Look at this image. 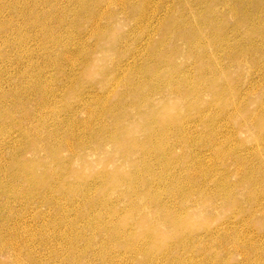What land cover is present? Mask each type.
<instances>
[{
	"label": "bare ground",
	"instance_id": "bare-ground-1",
	"mask_svg": "<svg viewBox=\"0 0 264 264\" xmlns=\"http://www.w3.org/2000/svg\"><path fill=\"white\" fill-rule=\"evenodd\" d=\"M236 1L0 0V258L11 256L5 264H40L29 251V219H17L20 213L32 209L48 219L41 209H55L49 220L62 223L68 206L89 230L97 224L103 248L146 257L141 264H166L176 253L173 264H220L215 249L214 259L206 252L234 239L246 240L238 254L264 260V138L251 146L238 139L264 134V73L259 85H229L218 77L213 51L230 41V29L241 33L250 24L249 32L260 34L256 1ZM248 7L255 9L245 13ZM84 19L93 22L89 36ZM86 37L97 44L88 48ZM109 51L118 53L116 61ZM182 55L188 61L179 64ZM83 83L92 90L83 92ZM253 95L260 98L255 110L248 104ZM250 158L257 163L237 172L236 182L229 165L220 173V162L237 163V171ZM140 195L149 198L136 200ZM78 202L89 213L77 214ZM238 225L260 233H240ZM74 233L72 243L83 240L84 252L91 251L95 240Z\"/></svg>",
	"mask_w": 264,
	"mask_h": 264
},
{
	"label": "rangeland",
	"instance_id": "rangeland-1",
	"mask_svg": "<svg viewBox=\"0 0 264 264\" xmlns=\"http://www.w3.org/2000/svg\"><path fill=\"white\" fill-rule=\"evenodd\" d=\"M233 3L232 5L235 6L236 0H232ZM239 2L243 3L241 0H238ZM251 1H256V6L259 7L260 13L257 15L254 14V19L253 22H255V25H259V30L260 34H253L252 32H249L250 30V24H248V27L245 29H241V33H233L232 30L230 29L228 33H225V36L230 39L228 43H226L220 50L216 52L215 49L213 51L217 54L215 56V59L219 62V67H220V74L218 75L219 78L225 79L227 84L229 85H236L238 83H242L244 88L250 87L252 84L253 86H256L259 83L261 84V79L258 73L261 75L264 73V0H247V3H250ZM248 5V4H247ZM195 10L203 11L202 6H193ZM243 7V6H242ZM60 10L55 11L57 13H60L63 10V6L57 7ZM56 8V9H57ZM249 9H245V13L249 10L254 11L251 8L248 7ZM123 11L117 10V13H121ZM245 13H241L242 16L239 15L241 18L240 21L245 19ZM120 17L124 16L123 14H118ZM235 19H230V24H234ZM93 23L91 20L84 19L83 21V32L85 35L89 36V33L91 34V31L93 29L92 24ZM103 23L106 24L107 21L103 20ZM134 24V23H133ZM107 25V24H106ZM110 25V24H109ZM108 28V26H106ZM231 27V26H230ZM261 27V28H260ZM113 28V27H112ZM117 33L124 31L123 29L116 27ZM81 31L80 28L74 29L72 31L73 36L78 37L80 35ZM55 36L58 35V32L55 31ZM224 34V31H223ZM3 37V34L0 35V38ZM86 41H88V48H92L97 44L96 39H88L86 37ZM234 41H237L238 44H234ZM131 43H134L132 40L130 41ZM182 42V43H181ZM184 41L179 42V47L185 51L184 48ZM130 44V43H129ZM222 46V44H221ZM254 47H262L258 48L257 50L254 49ZM124 50V49H122ZM111 58H113V61H116L118 58V53H114L113 51H109ZM187 52V51H185ZM229 57V58H228ZM184 61H188L187 58L181 56V58H178V63L179 64H184ZM254 61H261L260 62V67H257V65H253L251 62ZM0 66L1 60H0ZM67 67V66H66ZM262 69L258 71L260 68ZM68 69V67H67ZM11 70V69H10ZM223 70H226V73H224ZM54 71L53 68L48 69V72ZM224 74H221V73ZM13 72L11 71V74ZM240 79H242L240 81ZM84 81V80H83ZM65 84H63L64 86ZM165 88V83L164 86ZM92 88L88 87L83 83V92L84 91H90ZM156 100H158V96L156 97ZM260 98L257 95H253L252 97H249L248 104L251 107V109L255 110V105L258 104V101ZM76 101V95H72L70 97V102L73 103ZM172 103H177L179 100L176 97H172L169 100ZM240 108H243L246 106V102L240 100L237 102ZM88 114L83 110V119H88ZM97 118V115L93 117V119L89 118L91 121H95ZM244 120V119H243ZM229 131V130H228ZM89 130L85 127H83V135H88ZM240 140H245L247 145H255L257 142L258 145L261 144L262 139L264 138V134L261 132L258 133H242L238 134ZM84 150V149H83ZM246 152H244V157ZM93 158L90 156V159ZM95 158V157H94ZM229 163V164H228ZM227 165L224 166V162H220L219 166L221 168L225 167V170L222 171L220 170L221 174H226V167L229 165V168L233 171V176H232V182H236L239 178L237 177V172L243 171L246 167L253 166L254 164L257 163L255 160H250L243 164L240 162V167L241 169L235 170L234 167L237 165L235 163V166L232 165V161H228ZM231 174V173H230ZM247 180V179H246ZM264 187H261L260 190H262ZM153 197V196H151ZM262 197L261 194L258 195L257 199H260ZM105 198H109L105 196ZM146 198H149L148 196H138L136 200L138 201H144ZM69 203H63L61 208H63V205H68ZM78 205H81L76 203L74 207L78 209L77 214L81 213H89L83 206V210H79ZM64 206V207H65ZM69 208V206H68ZM65 209V213H61L60 217H63L62 223H54L51 219L52 216L55 215L57 210H49L46 208H42L41 211L45 214L48 215V219H38L36 211L32 212V209L27 212L20 213L17 219H29V225L30 228V235H29V251L33 253L34 256V262L40 264H141L140 261H145L146 257H140L141 259H135L131 253H127V255L124 254V252L118 253L115 249H109L108 251L106 248L102 247V244L100 243L98 239V234L96 232L98 231V226L95 222L91 225V230H89V226L86 225V223L83 222V219H78L74 208L71 207L69 209ZM124 211L119 212V214L124 215ZM57 216V215H56ZM94 218L95 216L92 215ZM107 217H103L102 219H105ZM36 219V220H35ZM259 223L261 222L264 224V216H261ZM50 221L52 223H50ZM72 224H75V228L73 229ZM258 229V228H257ZM74 231L78 233L80 236L78 237H89L95 241H93L91 251H89L87 254L84 252V249L86 248L87 244L86 242H83V240H75L76 243L73 244V240L71 239L72 236H74ZM201 231V229H200ZM236 231L238 232H248L250 234L256 232L260 233L258 231H254L253 227H248L245 229V227H242L240 225L237 226ZM254 235L257 236V234L254 233ZM259 236V235H258ZM97 237V238H96ZM240 241V242H238ZM246 240H244L241 243V239H234L230 240L229 242H225L222 244V246L218 245L212 248V251L209 250L207 251L206 255L214 259V249L219 253L220 258L219 261L220 264H264V260L257 259V257L252 254L250 257L245 258L241 254H238L235 250L237 249V246H241V244L245 245ZM111 248V247H110ZM209 249V247H208ZM233 253V257L231 255ZM178 253H176L174 256H171V260H168L166 264H173L174 261L176 260V256ZM180 255V254H178ZM7 257H1L0 262L1 263H8L6 260L10 259L11 256L7 255ZM231 258V259H230ZM24 259V258H23ZM94 260L95 263L92 261ZM29 261H25L23 264L28 263ZM214 263V262H213ZM217 264V263H216Z\"/></svg>",
	"mask_w": 264,
	"mask_h": 264
}]
</instances>
